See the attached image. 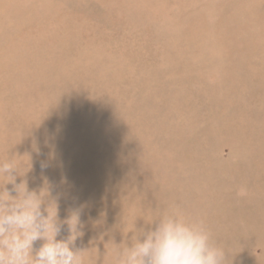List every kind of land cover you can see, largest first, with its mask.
<instances>
[{"label":"rangeland","instance_id":"374dc122","mask_svg":"<svg viewBox=\"0 0 264 264\" xmlns=\"http://www.w3.org/2000/svg\"><path fill=\"white\" fill-rule=\"evenodd\" d=\"M9 159L84 264L171 207L264 264V0H0Z\"/></svg>","mask_w":264,"mask_h":264},{"label":"clouds","instance_id":"9594fccd","mask_svg":"<svg viewBox=\"0 0 264 264\" xmlns=\"http://www.w3.org/2000/svg\"><path fill=\"white\" fill-rule=\"evenodd\" d=\"M18 169L15 159L0 161V176L6 180L0 188V264H84L83 250L75 246L82 234L79 213L66 221L68 236L57 239L62 228L57 213L50 211L53 203L46 204L49 190L37 192L26 181L16 183ZM9 183L16 195L4 187ZM148 223L117 248L116 264H230L227 250L202 219L171 207ZM36 241L42 244L34 249Z\"/></svg>","mask_w":264,"mask_h":264}]
</instances>
